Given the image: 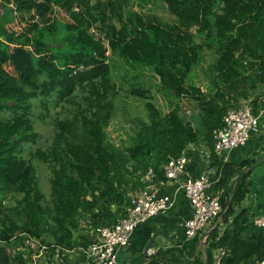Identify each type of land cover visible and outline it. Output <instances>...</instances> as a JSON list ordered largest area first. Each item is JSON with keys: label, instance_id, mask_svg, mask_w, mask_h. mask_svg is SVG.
Returning <instances> with one entry per match:
<instances>
[{"label": "trees", "instance_id": "1", "mask_svg": "<svg viewBox=\"0 0 264 264\" xmlns=\"http://www.w3.org/2000/svg\"><path fill=\"white\" fill-rule=\"evenodd\" d=\"M130 1L0 0V264H56L66 250L89 245V234L125 216L132 192L165 181L163 166L190 145L208 148L211 180L219 178L210 193H220L222 220L229 223L221 233L212 229L193 258L175 244L154 250L145 264L264 259V228L245 222L242 207L253 161L224 162L212 138L228 110L264 91V0H160L174 17L170 23L128 11ZM65 5L76 9L78 25L71 29L44 17ZM32 11H40L41 28L7 27ZM203 46L216 50L206 93L187 83ZM109 56L122 63L119 85ZM143 69L169 99L196 103V124L180 115L179 103L163 114L149 90L131 86ZM121 92L143 101L147 114V121L137 119L127 146L114 145L106 133ZM58 109L51 139L31 150L39 140L34 120ZM39 163L48 169V197Z\"/></svg>", "mask_w": 264, "mask_h": 264}, {"label": "built area", "instance_id": "2", "mask_svg": "<svg viewBox=\"0 0 264 264\" xmlns=\"http://www.w3.org/2000/svg\"><path fill=\"white\" fill-rule=\"evenodd\" d=\"M264 114V107L258 115L251 112L248 105L230 109L223 116V126L215 129L212 134L213 152L227 161V156L233 150L244 146L250 137L260 131V116ZM207 166L196 178L187 172L186 154L171 159L163 166L165 181H176L182 178V189L192 208V217L184 223V234L187 239L208 236L211 225L219 219L222 208L219 196L212 195L210 189L218 182L211 180L214 168L209 164V152L205 154ZM151 170L149 171V174ZM174 202L169 196L158 197L152 185L138 189L130 194V203L126 207L125 216L110 227L96 229L90 235L91 243L66 250L62 260L55 259L56 264H118V252L127 247L134 229L152 217L167 212ZM251 223L257 228H264V212L255 217ZM32 249H36L33 241H27ZM20 248L17 247V250ZM34 252V251H33ZM150 248L148 256L154 254ZM35 253V252H34ZM38 255L32 254L35 258ZM264 264V259L255 263Z\"/></svg>", "mask_w": 264, "mask_h": 264}, {"label": "rangeland", "instance_id": "3", "mask_svg": "<svg viewBox=\"0 0 264 264\" xmlns=\"http://www.w3.org/2000/svg\"><path fill=\"white\" fill-rule=\"evenodd\" d=\"M127 10L130 12L137 13L138 15H152L158 17L161 21L170 23L174 17L167 11L165 5L160 2V0H131L127 5ZM40 11H32L23 15V21L19 20V17L11 23L7 24V27L13 31L20 32L25 26L26 23H35L37 28H41V19L38 17ZM76 9L73 7L65 6H54L51 10L45 11V18H50L57 20L58 22L66 25L67 29H71L78 25L76 20ZM2 14V10H0ZM92 32H95L96 38H99L98 33L93 29ZM196 41L201 43V38L196 37ZM110 54L108 49L107 55ZM199 60L198 63L194 66V69L190 72L187 83L189 85L193 84L201 89L202 92H208L210 90L209 86V77L210 69L214 60L216 58V50L212 48H207L203 46L202 51L198 54ZM111 65L115 67L114 77L118 84L117 78L119 74L122 73L121 61L115 56H109ZM112 66V67H113ZM131 86L140 87L141 89L149 90L148 96L152 98V101L159 108V110L164 114L169 112L176 103L180 105V115L186 119H190L192 123L196 124L197 116L199 117V108L196 103L184 100H175L168 98L166 95H163L159 90V79L148 69H143L141 75L135 82L131 81ZM119 85V84H118ZM123 88H127L128 84L122 82ZM122 103L116 109L113 114L108 127L106 128V133L108 140L116 146H127L130 143V138L134 135L136 131V121L141 119L147 121V114L144 110L143 101L135 97L131 93L121 92ZM253 95L249 96V99L253 98ZM180 101V102H179ZM60 110L51 112L52 117H48L45 121L34 120L35 130L39 135V140L36 144L30 145L31 150L36 148H44V144L47 143L53 133L51 126V119L54 118ZM188 113V115H187ZM193 118V119H192ZM28 152V148L25 149ZM260 165L258 169H255V174H259L261 168ZM36 171L40 182V187L45 193V196L49 195V182L47 178L48 169L45 165L39 163L36 164ZM229 221H223L222 215L212 226L211 229L218 228V231L221 233L224 228L228 225ZM201 239V238H200ZM203 242V241H202ZM203 245V244H202ZM202 245H199L200 247ZM216 259V258H215Z\"/></svg>", "mask_w": 264, "mask_h": 264}, {"label": "crops", "instance_id": "4", "mask_svg": "<svg viewBox=\"0 0 264 264\" xmlns=\"http://www.w3.org/2000/svg\"><path fill=\"white\" fill-rule=\"evenodd\" d=\"M245 104L250 107L252 113L258 115L264 107V91L254 94ZM207 151L208 148L203 145H190L185 150L186 169L191 177L196 178L205 170L207 161L204 156ZM244 160L253 161L252 172L247 179L249 191L242 203V207L247 212L245 222L251 223L255 217L264 212V114L260 116V131L252 135L244 146L233 150L227 156V162L235 164ZM260 165L263 167L257 175L254 170ZM152 187L158 197L169 196L174 204L167 212L152 217L134 229L128 246L118 252V264H140L144 248L152 237L154 241L151 248L154 250L181 244L180 247L184 249L188 258H193L197 253L204 251L207 237L187 239L184 234V223L192 217V208L184 195L182 178L176 181H155ZM219 194L217 193L218 196ZM147 257L149 256L146 255V259Z\"/></svg>", "mask_w": 264, "mask_h": 264}, {"label": "water", "instance_id": "5", "mask_svg": "<svg viewBox=\"0 0 264 264\" xmlns=\"http://www.w3.org/2000/svg\"><path fill=\"white\" fill-rule=\"evenodd\" d=\"M153 241H154V237H152L149 242L147 243V245L145 246L144 248V251H143V254H142V257H141V261H140V264H143L145 259H146V255H147V252L148 250L151 248L152 244H153Z\"/></svg>", "mask_w": 264, "mask_h": 264}]
</instances>
